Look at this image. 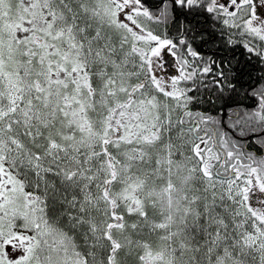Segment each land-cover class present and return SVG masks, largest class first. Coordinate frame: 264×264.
I'll list each match as a JSON object with an SVG mask.
<instances>
[{
	"label": "snow or ice",
	"instance_id": "6c2138e0",
	"mask_svg": "<svg viewBox=\"0 0 264 264\" xmlns=\"http://www.w3.org/2000/svg\"><path fill=\"white\" fill-rule=\"evenodd\" d=\"M0 264H264V0H0Z\"/></svg>",
	"mask_w": 264,
	"mask_h": 264
}]
</instances>
